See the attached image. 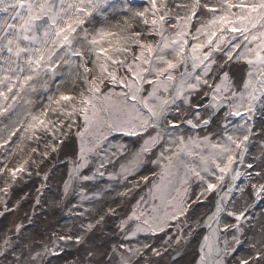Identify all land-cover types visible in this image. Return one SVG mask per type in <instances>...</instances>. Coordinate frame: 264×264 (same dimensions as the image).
<instances>
[{"label": "snow or ice", "instance_id": "6c2138e0", "mask_svg": "<svg viewBox=\"0 0 264 264\" xmlns=\"http://www.w3.org/2000/svg\"><path fill=\"white\" fill-rule=\"evenodd\" d=\"M69 149L67 221L0 228V264H158L200 228L196 264H264V0H0V217Z\"/></svg>", "mask_w": 264, "mask_h": 264}, {"label": "rangeland", "instance_id": "374dc122", "mask_svg": "<svg viewBox=\"0 0 264 264\" xmlns=\"http://www.w3.org/2000/svg\"><path fill=\"white\" fill-rule=\"evenodd\" d=\"M238 73L235 75L236 79L239 81L240 77L243 75V72L241 70L237 71ZM223 113H221V116ZM235 120H238V118H233ZM260 124V118L258 116L257 119V127H259ZM116 137L115 141H112L115 143L116 141H122L126 144H130L133 141H135L134 137H122L120 134H114ZM33 147L35 144L32 145ZM258 149H253V151H257ZM71 157V150H69L68 156H61L59 160H52L46 162L44 165V171L49 172L50 175H52L53 179L49 182L51 185V191H48L44 195V199L42 202V207L35 209V215L33 216V208L32 205L35 200V190L39 185L43 182V172H41V175L39 177L33 176L30 180H27V183H21L16 186V188L13 190L11 194V203L9 204V208H12L13 205L16 203L17 200H19L21 197H24L25 194H31L29 198L25 200H21V206L14 212L4 215L3 217H0V228L7 227L11 225L13 222H24L27 223L26 220H24L25 215L27 214L29 217L32 218L33 224L30 228L26 229L27 232H36V231H42L45 226L50 225L51 227H56L57 222L60 224H63L67 221L68 217L66 215L67 208L71 207L72 204L76 203V196L74 194L68 195L66 198L61 199L63 196L62 188H63V181L67 180L68 177V171H69V163L68 160ZM15 161H11L10 164H14ZM54 167V172L50 171ZM118 167V165H117ZM148 169H151L152 171H158V168L153 167L151 164H148ZM35 171V169H33ZM85 174H91L90 172H87ZM142 175L148 174L147 169L141 172ZM57 185H59V195H54L58 192ZM103 186V184L101 185ZM198 191V189H196ZM144 194H147V189H144ZM112 195V194H110ZM139 195V194H138ZM138 198V196H137ZM56 201H59L57 203ZM116 203H119L117 201ZM67 204V207L64 205ZM113 207L115 204L112 205ZM209 208L208 204H200L197 206V211L194 210L193 212V219L195 217L200 216L201 213H203L205 210ZM0 211H3V208L0 207ZM206 228H200L198 229V240L196 241V246L194 249V252L192 255L188 258V261L185 264H196V260L199 258V244L202 240L203 235L206 233ZM185 235H187V232H185ZM97 242L103 239L102 236H97L95 238ZM143 240V237H141ZM164 239V236L161 235L159 239L155 242L154 246H159L160 241ZM191 239V237L189 238ZM188 239V240H189ZM187 240V241H188ZM185 241V242H187ZM176 245H173L171 248L168 249V252L175 248ZM167 247V245H165ZM185 252L179 253L174 255V258H172L168 264H179L182 260H184ZM53 264H59L57 261H53Z\"/></svg>", "mask_w": 264, "mask_h": 264}, {"label": "bare ground", "instance_id": "6f19581e", "mask_svg": "<svg viewBox=\"0 0 264 264\" xmlns=\"http://www.w3.org/2000/svg\"><path fill=\"white\" fill-rule=\"evenodd\" d=\"M239 69H234L235 75L238 73ZM70 150V149H69ZM63 156V155H61ZM60 156V157H61ZM50 162V161H49ZM195 211H197V207L195 208ZM194 216V215H193ZM198 232V229L196 230ZM195 232V234L189 239L187 242L182 241L180 244L176 245L174 249L167 252L163 257L161 258H153L154 260L158 261V264H168L171 259L174 258V255L185 252L184 260H182L179 264H185L188 261V258L192 255L194 252L196 241L198 240V234Z\"/></svg>", "mask_w": 264, "mask_h": 264}]
</instances>
